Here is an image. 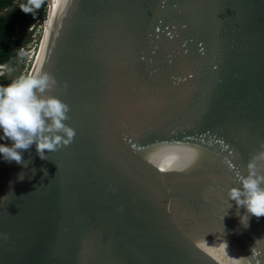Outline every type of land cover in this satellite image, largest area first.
Listing matches in <instances>:
<instances>
[{
	"label": "water",
	"instance_id": "water-1",
	"mask_svg": "<svg viewBox=\"0 0 264 264\" xmlns=\"http://www.w3.org/2000/svg\"><path fill=\"white\" fill-rule=\"evenodd\" d=\"M50 2L76 136L0 155V264H264V217L227 198L264 145V0Z\"/></svg>",
	"mask_w": 264,
	"mask_h": 264
},
{
	"label": "clouds",
	"instance_id": "clouds-1",
	"mask_svg": "<svg viewBox=\"0 0 264 264\" xmlns=\"http://www.w3.org/2000/svg\"><path fill=\"white\" fill-rule=\"evenodd\" d=\"M41 2L28 0L20 6L21 11L27 14ZM55 83L47 73H32L0 86V140L11 141L10 145L0 144V155L5 161L25 166L22 154L33 146L37 156L47 160L48 152L73 141L76 130L66 123L70 107L51 95ZM41 171L47 177V170ZM235 181L239 187L227 189L228 200L235 202L237 208H245L251 216L264 217V145L250 156L244 173L236 171ZM245 218L248 219L244 216L242 221Z\"/></svg>",
	"mask_w": 264,
	"mask_h": 264
},
{
	"label": "rangeland",
	"instance_id": "rangeland-1",
	"mask_svg": "<svg viewBox=\"0 0 264 264\" xmlns=\"http://www.w3.org/2000/svg\"><path fill=\"white\" fill-rule=\"evenodd\" d=\"M48 5L49 0H42L38 8L30 6L32 7V11H39L40 16L33 21L23 20L19 23L18 30L25 36V41L17 49L14 61L11 64L8 66L0 65V77L2 78L0 86H6L19 76L31 73L36 53L42 40ZM7 9H3L1 13Z\"/></svg>",
	"mask_w": 264,
	"mask_h": 264
},
{
	"label": "trees",
	"instance_id": "trees-1",
	"mask_svg": "<svg viewBox=\"0 0 264 264\" xmlns=\"http://www.w3.org/2000/svg\"><path fill=\"white\" fill-rule=\"evenodd\" d=\"M27 3L28 0H0V65L11 64L17 49L25 41V36L18 30L19 23L23 20L33 21L40 16L39 11L27 14L21 11L20 6ZM6 8L8 9L1 13Z\"/></svg>",
	"mask_w": 264,
	"mask_h": 264
},
{
	"label": "bare ground",
	"instance_id": "bare-ground-1",
	"mask_svg": "<svg viewBox=\"0 0 264 264\" xmlns=\"http://www.w3.org/2000/svg\"><path fill=\"white\" fill-rule=\"evenodd\" d=\"M60 31H61V25L58 16L49 0L47 17L44 22V31L42 35V40L39 49L36 53V58L30 74L43 73L45 66L49 64L47 62H49L51 57L53 56V49L55 48L54 46L56 45V41L58 39ZM209 215L212 216L214 214H209ZM231 218L225 221V226L228 227L227 229L229 231V233L226 234L237 233L236 232L237 227H232V225H229V224H233V225L235 224V221H232ZM237 223L235 225H237ZM215 232L225 234L224 231H215Z\"/></svg>",
	"mask_w": 264,
	"mask_h": 264
},
{
	"label": "snow or ice",
	"instance_id": "snow-or-ice-1",
	"mask_svg": "<svg viewBox=\"0 0 264 264\" xmlns=\"http://www.w3.org/2000/svg\"><path fill=\"white\" fill-rule=\"evenodd\" d=\"M174 159H175L174 157L169 158V160L166 161V166H167V167H170L171 164H172V161H173ZM192 159H195V154H194V153L192 154ZM160 171H162V172L165 171V166H162V167L160 168Z\"/></svg>",
	"mask_w": 264,
	"mask_h": 264
}]
</instances>
